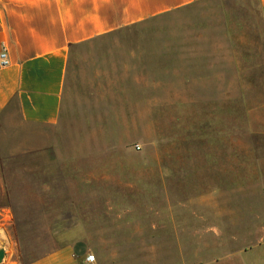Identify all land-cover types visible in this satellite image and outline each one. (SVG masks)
Returning <instances> with one entry per match:
<instances>
[{
	"label": "rangeland",
	"instance_id": "374dc122",
	"mask_svg": "<svg viewBox=\"0 0 264 264\" xmlns=\"http://www.w3.org/2000/svg\"><path fill=\"white\" fill-rule=\"evenodd\" d=\"M68 70L57 124L23 122L14 103L0 119V167L9 195V206L0 208V244H5L0 264L18 257L11 250L34 251L22 256L25 261L67 241L59 227H68L75 211L90 210L72 206V188L82 179L103 182L104 169L112 170L113 183L144 187L113 191L122 196L117 203L128 205L129 217L144 218L150 199L161 216L176 219L175 236L161 223L158 240L132 238L136 227L145 234L148 229L128 223V264H136L134 250L151 245L160 259L165 250H176L174 264H183L178 250L189 253L187 264H264V191L252 184L225 190L222 217L200 222L198 203L184 206L185 199L200 194V176L187 187L183 175L185 166L199 168L201 153L220 135L227 165L233 151L253 148L256 166L264 168V20L258 0H201L73 46ZM168 165L180 173L170 211L167 183L150 179L154 168ZM141 173L147 181H139ZM114 209L117 214L124 207Z\"/></svg>",
	"mask_w": 264,
	"mask_h": 264
},
{
	"label": "crops",
	"instance_id": "0c3cea01",
	"mask_svg": "<svg viewBox=\"0 0 264 264\" xmlns=\"http://www.w3.org/2000/svg\"><path fill=\"white\" fill-rule=\"evenodd\" d=\"M198 1L201 0H0V50L4 45L8 59V63L0 67V119L8 114L10 105L14 103L23 122L57 124L67 89L71 47L90 43L124 28L140 26ZM258 5L264 20V0H258ZM249 137L256 141V137ZM235 138L240 141L239 137ZM223 142L222 135L216 136L209 150L201 153L199 168L185 166L183 169L184 184L187 187L192 185L193 176H200V194L195 198L188 197L184 203L185 207L198 203L200 222L217 223L219 217H222L225 190H244L245 184H252L255 191H264V178L256 177L257 174L264 175V168L256 166L253 148L252 152L246 154L245 151H233L231 165H227ZM153 171L150 178L152 182L167 183L165 199L170 211L176 206L174 185L179 170L168 165L156 167ZM102 175L103 182L82 179L72 188L75 191L71 196L72 206L88 207L90 210L86 215L75 211L71 214L70 225L59 227V232L63 233L60 238L67 241L25 261H22V256L31 255L34 251L11 250V255L18 256L11 259V264H128V259L132 257L125 246L129 243L128 223L133 222L142 223L141 226L145 224L148 234L143 233L141 227L140 230L136 227L137 233L131 234L132 238L136 235L137 238L158 240L156 229L161 223L165 229H171L172 237L175 236L174 214L161 216L159 210H154V203L152 201L151 204L150 199L146 206L151 209L143 214L144 218L129 217L128 205L121 199H118L121 204L117 203V198L122 196L113 191L141 190L144 187L139 182L113 183L116 179L112 178L111 169H104ZM138 178H141L140 182L148 180L142 173ZM120 180L124 178L120 177ZM86 192H89V196L84 194ZM81 193L85 197L79 198L78 194ZM261 198L264 200V194ZM8 206V189L0 167V208ZM114 207L124 209L114 214ZM100 208H103L102 212ZM9 216L3 214L2 218L9 219ZM62 222H68L67 218ZM12 226L11 221V231ZM182 231L180 229V233ZM12 240L13 235L11 245ZM157 249V246L151 245L142 250H134L132 255L137 256L136 264L142 260L151 264L175 263L176 250H165L160 259V250ZM178 251L182 255L181 262L190 263L191 257L187 250ZM244 251L209 252L232 255ZM88 253L94 254V261L86 260ZM144 255L146 259L140 257Z\"/></svg>",
	"mask_w": 264,
	"mask_h": 264
},
{
	"label": "built area",
	"instance_id": "2783aa9c",
	"mask_svg": "<svg viewBox=\"0 0 264 264\" xmlns=\"http://www.w3.org/2000/svg\"><path fill=\"white\" fill-rule=\"evenodd\" d=\"M8 63L7 59V53H6V48L3 45L0 50V67L5 66ZM86 260L89 262H92L95 260V256L93 253H88L86 256Z\"/></svg>",
	"mask_w": 264,
	"mask_h": 264
},
{
	"label": "water",
	"instance_id": "95a60500",
	"mask_svg": "<svg viewBox=\"0 0 264 264\" xmlns=\"http://www.w3.org/2000/svg\"><path fill=\"white\" fill-rule=\"evenodd\" d=\"M5 256V244L1 243L0 244V263L3 261Z\"/></svg>",
	"mask_w": 264,
	"mask_h": 264
}]
</instances>
